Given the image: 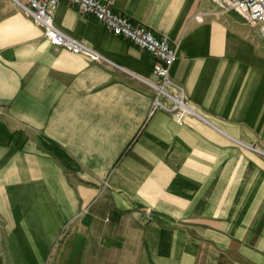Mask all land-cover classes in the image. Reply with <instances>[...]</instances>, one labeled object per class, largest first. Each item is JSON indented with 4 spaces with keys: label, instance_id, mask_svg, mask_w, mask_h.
<instances>
[{
    "label": "crops",
    "instance_id": "obj_1",
    "mask_svg": "<svg viewBox=\"0 0 264 264\" xmlns=\"http://www.w3.org/2000/svg\"><path fill=\"white\" fill-rule=\"evenodd\" d=\"M177 46L153 58L60 3L50 45L0 0V264H264V42L210 0H114Z\"/></svg>",
    "mask_w": 264,
    "mask_h": 264
},
{
    "label": "built area",
    "instance_id": "obj_2",
    "mask_svg": "<svg viewBox=\"0 0 264 264\" xmlns=\"http://www.w3.org/2000/svg\"><path fill=\"white\" fill-rule=\"evenodd\" d=\"M22 13L34 23L44 28V35L50 45L64 48L70 52L84 55L95 62L103 61V57L80 41L64 35L53 23L56 8L62 2L71 5L84 16L91 17L96 23L112 35L121 38L150 55L153 60V74L159 84L153 88L156 98L152 109H165L157 97H166L173 101L174 108L181 118L188 109L183 103L182 92L174 97L167 92L170 86L169 71L177 58V46H172L165 36H156L141 24L134 23L127 16L117 12L114 0H13ZM213 14L225 15L234 12L246 23L258 25L259 35L264 42V0H210Z\"/></svg>",
    "mask_w": 264,
    "mask_h": 264
}]
</instances>
